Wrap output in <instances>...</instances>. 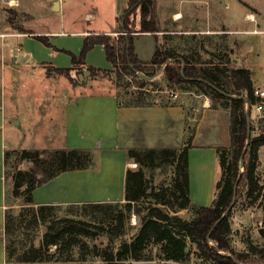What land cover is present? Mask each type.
<instances>
[{
  "label": "trees",
  "instance_id": "obj_1",
  "mask_svg": "<svg viewBox=\"0 0 264 264\" xmlns=\"http://www.w3.org/2000/svg\"><path fill=\"white\" fill-rule=\"evenodd\" d=\"M154 1L127 0V7L118 18L121 23L118 32H125L126 35H87L80 55H71V68H53L63 77L71 79L70 74L82 65L90 75L113 74L119 80L122 78L120 73H124L144 85L145 81L137 74L153 77L156 70L164 65L163 78L167 84L183 86L185 92L195 88L210 99L212 109L227 110L232 149L229 154H225L223 149H216L221 176L216 183L211 206L195 205L190 200L188 151L192 147L191 134L181 147L127 149V160L136 167L125 171L123 203L35 205L32 192L36 187L64 172L92 169L95 150H6L4 179L11 181L12 198L23 199L24 202L16 208L7 197L5 199L2 234L7 263L95 264V260H99L100 264H187L191 254L189 240L198 255L211 264H264V247L247 241L245 253L234 251L229 240L230 210L222 217L232 203L240 157L245 151L243 172L235 195L239 197L243 186H246L251 203L258 202L263 213V227L259 233L264 239V185L259 184L255 172L258 151L264 146V125L258 127L256 135L250 134L247 141L246 116L250 117L249 108L259 102L253 95L250 71L230 68L226 54L217 63L200 64L193 49L189 55L172 49H156L149 63L141 62L133 51L134 35L130 33L129 18L139 10L140 23L136 32H157L151 13ZM11 26L19 33H28L21 25L12 23ZM31 36L47 43L42 36ZM95 45L104 48L106 60L113 71L94 69L85 64V54ZM147 64L150 70L146 68ZM212 86L236 98H227ZM130 98V103L117 101L118 107L153 106L151 95ZM245 103L248 111H245ZM261 121L264 123V118ZM249 129L253 131L251 123ZM10 157L13 159L11 171L8 169ZM23 161L31 162L33 167L18 169ZM157 174L168 175V178L164 176L157 182ZM183 210L191 213L190 219L178 216V212ZM132 215L138 218L139 226L126 239Z\"/></svg>",
  "mask_w": 264,
  "mask_h": 264
},
{
  "label": "rangeland",
  "instance_id": "obj_2",
  "mask_svg": "<svg viewBox=\"0 0 264 264\" xmlns=\"http://www.w3.org/2000/svg\"><path fill=\"white\" fill-rule=\"evenodd\" d=\"M56 1L58 0H0V116L4 117L6 129L11 133L5 140L8 151L29 150L30 148V150L51 151L64 146V136L66 134L64 129V108H69L67 116L74 120L85 112L99 113L105 118L114 116L112 106L110 107L107 104L96 101H88L85 104L86 107L80 112L75 111L74 109L79 107L75 104L73 105V102L76 101L78 103L79 99H112V96L119 103H130V97L143 96L145 94L152 96L150 103L153 106H161L168 103L185 105L187 117L184 142L189 138L190 134L194 138L197 134L196 126L201 119L202 100L209 98L195 88H193L194 90L190 88L188 89L190 92H185L182 89L183 86L167 84L163 78L164 65L156 70L152 79L144 80V85L124 73H120L122 78L119 80L113 74L108 76L103 74L90 75V73H85V68L82 65H79V70L70 74L72 80L57 73L54 68H71V55L76 57L80 55L84 40L87 37V34L79 33L82 32L80 21L94 3L93 0H72L69 3V8L57 12L52 10L53 3ZM94 1L99 6V10H101L102 18L100 20L107 18L110 15L108 10L109 0ZM197 1L155 0L151 13L156 29H158L157 32H136L140 23L139 10L130 16L128 25L130 33L134 35L132 39L133 51L141 62L149 63L156 49L160 51L172 49L185 55H189L191 49H193L192 52L196 51L195 59L200 64L204 65L205 62L217 63L222 60L221 56L226 54L230 60L229 67H232L227 39V41L220 38L217 39L214 38L215 35H184L185 31L183 28L182 30L179 29L181 25L188 29L199 28L200 25L194 20L195 17L202 14L204 6ZM248 1L249 6H253L255 10H258L255 0ZM219 3L222 4L220 6L223 18L224 9L228 10L234 4L229 0H219ZM122 5L126 9L127 1L117 0V8H122ZM175 12H179L178 14L181 17L180 19L178 18L177 23H175L176 19L174 18ZM218 15L214 9L207 11V18L210 21L209 25L211 28H221L216 25L218 21L215 19H219ZM235 16H226L225 18L228 20ZM10 20L14 24L21 25L24 31L28 33H19L14 29V26H11ZM18 34H29L30 36L19 37ZM31 35L46 38L48 44L42 43ZM192 36L194 37L192 38ZM257 38L260 39L261 36ZM253 46L256 54L259 53V57L252 54L254 63L252 73L256 86L262 88L264 73L259 67V61L262 58V51H264V43L260 42V40L258 42L253 41ZM18 47L20 51H16ZM24 56H30L52 67L41 63L36 66L27 65L25 60H19ZM84 62L87 66L94 69L113 71L112 65L106 60L103 47H93L89 50L84 56ZM146 68L151 69L149 65ZM141 74L144 75L143 73ZM249 109L252 117L250 123L253 126V131L250 134L256 135L258 127L264 125L261 121L264 118V109L261 112L255 111L253 106ZM215 110H220V113L224 111L226 113L225 117L228 119L227 110ZM245 111H248V107L245 108ZM215 123H217L215 126L209 127L208 119L206 122L204 121L198 129L199 138L194 144L196 146L218 143L220 146L216 147V149H223L225 154H229L232 149L230 140L228 142L227 136L225 137L227 142L222 139L225 136L224 126H222L224 124L223 118H220ZM109 129L114 130L113 124ZM92 139L99 140V138ZM108 141L111 140L109 139ZM192 143L193 141H191ZM191 149L188 160L191 187L190 200L192 199L191 202L195 205L209 207L216 193V183L221 176L220 162L216 155L217 153L213 150L204 148ZM92 150H95V167L92 169L96 170L101 151H98V149ZM8 161V169L11 171L13 169L12 157ZM256 163V177L259 184L264 185V147H260ZM32 167L33 164L26 161L18 165V169L23 170L31 169ZM239 171L243 172V169L240 168ZM164 176L168 178V175L157 174V182H160ZM84 182L80 181V184ZM7 183H9V186L7 185L6 188L8 190L6 197L17 208V205L24 203L23 199H21V202H17L16 199L12 198L9 189L10 181ZM100 188L98 185L82 187L79 198L93 199L95 198V191L100 190ZM247 191L248 187L243 186L241 195L235 199L230 212L228 211L230 213V245L234 251L240 253L247 251V241L253 245L264 247V239L261 238L259 233V230L263 227V213L257 205L258 202L251 203L252 198L247 196ZM132 216L128 222L126 239L139 226L138 218ZM178 216L187 220L190 219L191 213L183 210L178 212ZM0 242L4 244L2 233H0ZM187 243L191 252L190 261L187 264H211L198 255L197 250L193 245H190L189 240H187ZM4 264L16 263L4 261ZM95 264H100V261L95 260Z\"/></svg>",
  "mask_w": 264,
  "mask_h": 264
},
{
  "label": "crops",
  "instance_id": "obj_3",
  "mask_svg": "<svg viewBox=\"0 0 264 264\" xmlns=\"http://www.w3.org/2000/svg\"><path fill=\"white\" fill-rule=\"evenodd\" d=\"M127 1V0H123ZM196 1V0H193ZM208 1V2H207ZM234 5L228 10L224 9V20L222 18V4L219 0H198L197 2L203 4L202 16L195 17L199 28H187L179 26V29L185 31L184 35H215L214 38L221 40H228V53L231 55L232 68H245L250 71L253 89L264 90V84L261 88L256 86L253 76L254 63L252 61V54L259 57V53L254 51L253 41L264 43V0H255L257 2L258 10L253 6H249L248 0H229ZM58 11L69 8V3L72 0H58ZM94 5L86 12L83 19L80 21L82 32L80 34H106L114 35L119 31L121 23L118 18L125 11L124 6L117 8V0H109L110 15L107 18H102L99 6L93 0ZM196 3V2H195ZM221 4V6H220ZM121 7V5H120ZM216 10L219 14V19L216 25L221 28H211L210 21L207 18V11ZM179 12L174 13V18L177 23L181 17H176ZM226 20V16H233ZM202 17V18H201ZM179 18V19H178ZM202 20V21H201ZM79 26V29H80ZM19 37L30 36L29 34H18ZM261 36L260 39L257 37ZM226 40V41H227ZM238 45V46H237ZM236 46V47H235ZM94 47H102L95 45ZM16 51H20L18 47ZM16 55V54H15ZM23 57L19 60L21 61ZM32 63L27 62V65L36 66L41 62L29 56ZM19 61V62H20ZM259 67L264 73V51H262V58L259 61ZM107 96V95H103ZM112 100V101H110ZM96 101L102 104L112 106L114 116L103 117L99 113L81 114L77 119L69 118V108H64V129L66 134L64 136V146L58 149H98L100 150V157L98 158V168L87 169L81 171L64 172L54 179L36 187L32 192V201L35 205L43 204H76L83 202H124V177L127 168H135L136 165L127 160L126 151L129 148H161V147H181L184 143L186 132V108L185 105L179 103H168L165 106H147V107H118L117 99L112 96V99H79L78 103L75 101L77 112L82 111L86 107V103ZM80 102V103H79ZM201 119L196 126L197 134L193 138L191 148H204L213 150L216 153V147L220 146L218 143L207 145H196L195 141L199 138L198 129L201 124L208 119L209 127L215 126L223 118L224 134L222 138L226 141V136L229 137V115L228 119L225 117L224 111L220 113L219 110H213L210 107V100L204 98L202 100ZM1 115V114H0ZM219 118V119H218ZM250 119H252L250 115ZM113 124L114 130L109 128ZM6 129L4 124V117L0 116V233H2V226L4 222V210L6 208L5 199L7 183L10 180L4 179V152L8 150L5 140L11 133ZM66 137V140H65ZM92 138H99L93 140ZM111 141H108L109 139ZM108 141V142H107ZM227 142V141H226ZM264 146H262L263 148ZM188 151L189 153L192 149ZM31 149V148H30ZM29 149V150H30ZM33 149V148H32ZM37 150V149H36ZM217 155V154H216ZM95 164V162H94ZM95 167V165H94ZM80 181H85L80 184ZM100 186V190L95 191V198L80 199V189L89 186ZM10 194L12 184L10 181ZM191 189V187H190ZM191 192V191H190ZM12 197V196H11ZM21 202V199H16ZM192 200V199H191ZM19 206V205H17ZM4 244L0 242V264H4Z\"/></svg>",
  "mask_w": 264,
  "mask_h": 264
},
{
  "label": "water",
  "instance_id": "obj_4",
  "mask_svg": "<svg viewBox=\"0 0 264 264\" xmlns=\"http://www.w3.org/2000/svg\"><path fill=\"white\" fill-rule=\"evenodd\" d=\"M52 10H53V11H58V2H57V1L53 3ZM23 60H26L27 62L32 63V60L29 59V56H24V57L21 59V61H23ZM85 73L89 74L88 71H86ZM181 73H183V67H182ZM137 75H138L141 79H143V80H150V79L153 78V77H147V76H145V75H142L141 73H138ZM79 77H80V76H79ZM80 79H82V77H80ZM212 87H213L218 93H220L221 95H223V96H225V97H227V98H230V99H234V98H236V96H234V95H230V94H228V93H225L224 91H222V90H220V89H218V88H216V87H214V86H212ZM246 124H247V141H248V139H249V137H250V129H249V125H250V117H249L248 115L246 116ZM244 152H245V151H243V153H242V155H241V157H240V162H239V166H240L241 169H243V165H244V160H243ZM241 173H242V171H239V174H238L237 180H236V182H235V184H234V193H233V197H232V203H231V205L229 206V208L226 210V212L222 215V217H223L225 214L228 213V211L233 207V205H234V203H235V199H236L235 190H236V187H237V183H238V181H239V179H240V174H241Z\"/></svg>",
  "mask_w": 264,
  "mask_h": 264
},
{
  "label": "built area",
  "instance_id": "obj_5",
  "mask_svg": "<svg viewBox=\"0 0 264 264\" xmlns=\"http://www.w3.org/2000/svg\"><path fill=\"white\" fill-rule=\"evenodd\" d=\"M119 34L125 35V32H117L114 33V36H117ZM253 95L255 98L259 99V102L253 105L255 111L261 112L264 109V90L262 89H253ZM245 108L248 107L247 103H245ZM134 217V216H132Z\"/></svg>",
  "mask_w": 264,
  "mask_h": 264
},
{
  "label": "bare ground",
  "instance_id": "obj_6",
  "mask_svg": "<svg viewBox=\"0 0 264 264\" xmlns=\"http://www.w3.org/2000/svg\"><path fill=\"white\" fill-rule=\"evenodd\" d=\"M176 17H179V15H177Z\"/></svg>",
  "mask_w": 264,
  "mask_h": 264
}]
</instances>
